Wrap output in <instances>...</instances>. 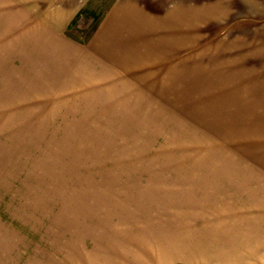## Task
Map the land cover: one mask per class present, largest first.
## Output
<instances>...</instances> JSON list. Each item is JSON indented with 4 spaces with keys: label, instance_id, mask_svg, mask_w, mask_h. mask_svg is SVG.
I'll return each mask as SVG.
<instances>
[{
    "label": "rangeland",
    "instance_id": "374dc122",
    "mask_svg": "<svg viewBox=\"0 0 264 264\" xmlns=\"http://www.w3.org/2000/svg\"><path fill=\"white\" fill-rule=\"evenodd\" d=\"M0 264H264V0H0Z\"/></svg>",
    "mask_w": 264,
    "mask_h": 264
},
{
    "label": "crops",
    "instance_id": "0c3cea01",
    "mask_svg": "<svg viewBox=\"0 0 264 264\" xmlns=\"http://www.w3.org/2000/svg\"><path fill=\"white\" fill-rule=\"evenodd\" d=\"M245 179H247V178H245Z\"/></svg>",
    "mask_w": 264,
    "mask_h": 264
}]
</instances>
